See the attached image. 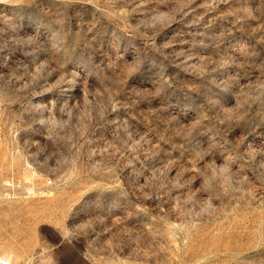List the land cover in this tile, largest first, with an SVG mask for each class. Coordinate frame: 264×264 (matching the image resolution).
I'll use <instances>...</instances> for the list:
<instances>
[{
    "label": "rangeland",
    "instance_id": "374dc122",
    "mask_svg": "<svg viewBox=\"0 0 264 264\" xmlns=\"http://www.w3.org/2000/svg\"><path fill=\"white\" fill-rule=\"evenodd\" d=\"M0 264H264V0H0Z\"/></svg>",
    "mask_w": 264,
    "mask_h": 264
},
{
    "label": "built area",
    "instance_id": "2783aa9c",
    "mask_svg": "<svg viewBox=\"0 0 264 264\" xmlns=\"http://www.w3.org/2000/svg\"><path fill=\"white\" fill-rule=\"evenodd\" d=\"M1 138V137H0Z\"/></svg>",
    "mask_w": 264,
    "mask_h": 264
}]
</instances>
